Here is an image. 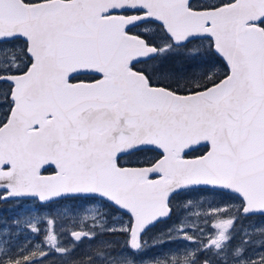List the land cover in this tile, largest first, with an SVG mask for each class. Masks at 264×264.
Here are the masks:
<instances>
[{
  "label": "snow or ice",
  "instance_id": "snow-or-ice-1",
  "mask_svg": "<svg viewBox=\"0 0 264 264\" xmlns=\"http://www.w3.org/2000/svg\"><path fill=\"white\" fill-rule=\"evenodd\" d=\"M8 201L0 264H264V0H0Z\"/></svg>",
  "mask_w": 264,
  "mask_h": 264
},
{
  "label": "rangeland",
  "instance_id": "rangeland-1",
  "mask_svg": "<svg viewBox=\"0 0 264 264\" xmlns=\"http://www.w3.org/2000/svg\"><path fill=\"white\" fill-rule=\"evenodd\" d=\"M14 204H15V202H11V203H0V219L7 218V219L11 220L12 217L17 214V212L19 211V209H17L14 206ZM205 210L206 209L195 208V209H193V212L200 213V212L205 211ZM1 212H4V213H1ZM88 214L91 215L92 213L89 212Z\"/></svg>",
  "mask_w": 264,
  "mask_h": 264
},
{
  "label": "flooded vegetation",
  "instance_id": "flooded-vegetation-1",
  "mask_svg": "<svg viewBox=\"0 0 264 264\" xmlns=\"http://www.w3.org/2000/svg\"><path fill=\"white\" fill-rule=\"evenodd\" d=\"M11 202H14V201H8L6 203H11ZM5 212V211H4ZM4 212H1V213H4ZM125 219H127V217H125Z\"/></svg>",
  "mask_w": 264,
  "mask_h": 264
}]
</instances>
